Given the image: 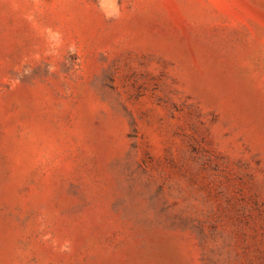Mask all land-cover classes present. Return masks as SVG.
<instances>
[{"label": "rangeland", "instance_id": "rangeland-1", "mask_svg": "<svg viewBox=\"0 0 264 264\" xmlns=\"http://www.w3.org/2000/svg\"><path fill=\"white\" fill-rule=\"evenodd\" d=\"M0 264H264V0H0Z\"/></svg>", "mask_w": 264, "mask_h": 264}, {"label": "bare ground", "instance_id": "bare-ground-1", "mask_svg": "<svg viewBox=\"0 0 264 264\" xmlns=\"http://www.w3.org/2000/svg\"><path fill=\"white\" fill-rule=\"evenodd\" d=\"M160 248H161V247H160ZM167 248H168V247H167ZM162 250H163V249H162ZM166 250H167V249H166ZM157 251H158V250H157ZM157 251H156V252H157ZM159 251H160V249H159ZM168 252H169V251H168ZM165 253H166V252H165ZM168 254H169V253H168ZM172 254H173V253H172ZM157 255H158V254H157ZM158 256H159V255H158ZM160 256H161V255H160ZM160 256H159V257H160ZM162 256L164 257V255H162ZM159 257H158V258H159ZM164 258H165V257H164ZM168 258H169V257H168ZM160 259H162V258H160ZM172 259H173V257H172ZM163 260H164V259H163ZM167 260H168V259H167Z\"/></svg>", "mask_w": 264, "mask_h": 264}]
</instances>
